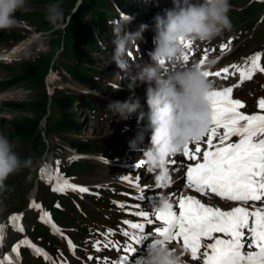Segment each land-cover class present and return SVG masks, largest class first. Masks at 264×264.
Here are the masks:
<instances>
[{"label":"rangeland","instance_id":"rangeland-1","mask_svg":"<svg viewBox=\"0 0 264 264\" xmlns=\"http://www.w3.org/2000/svg\"><path fill=\"white\" fill-rule=\"evenodd\" d=\"M128 1V5H130L129 3L132 5V3L137 2L145 6H151L153 3L152 0ZM256 1V10H264V0ZM81 3L82 0H26L25 7L15 13L16 25L10 29L0 30V54L8 55L4 62H0V83L10 79L12 80L21 74L24 75L25 66H31L34 63V59L40 60L42 64L44 63V67L40 71L41 74L35 78L28 79V76H25L24 80L15 85L12 83L8 84L7 82L5 84L13 86L0 88V122L2 117L7 122L6 127H2L0 130V134L8 138L13 151L22 160H31L29 167H23L16 173L10 175L4 182L5 187L0 189V223L6 222L10 215L25 210L26 204L36 199H41L46 205H49L50 197L55 191L53 189H59V178L61 176L68 183L82 185H92L114 179L115 175L113 172L105 166L97 165L94 167L95 161H90V167L82 173L80 171H72V169H77V167L71 166V162L80 159L76 151L73 150V153L68 151V149H74L70 147L71 142H75L76 140L82 141L83 139H94L91 144L94 152L88 153L87 157L102 154L110 156L111 158H128V153H125V150L127 147H130L129 143L125 146L123 145V140L118 142L117 138L119 134L115 137L113 136L111 132L114 127H112V122L99 123L98 120H89L83 108V97L81 94L85 91V88L79 85L82 82L72 74L73 72L71 70V72H65L67 64H70V60L73 61L74 59V55H71V50L67 49V46L71 49L80 48L76 44L69 45L63 33L59 35L60 31L65 29L66 24L65 27L64 25H60V27L51 30H45L42 24V17L46 18L52 15L49 11L51 5H58L62 15L66 14L65 20L67 23L75 15ZM155 3L156 0H154ZM238 5L242 4L238 3ZM86 12H88L87 9L84 13ZM262 14H264V11L259 15ZM89 17L90 15L86 18V21L89 20ZM126 28H124V31H126ZM110 30L114 34L117 33L114 27H110ZM135 33L136 31L133 32V35ZM40 36L41 38L38 40ZM88 37L96 40L93 30L84 34V40ZM113 39V36L108 39L109 41L107 42H109V45L113 43ZM21 44L25 45V49L18 52L16 50L13 51ZM112 47H114V44H112ZM97 53L103 55L105 52L99 50ZM97 53L91 56L92 59L94 58V63L96 64H93L91 69L84 70L86 74L92 75L104 70L103 67L109 62L100 63L105 59ZM84 54H87V51H84ZM82 66L83 68L87 67L85 64H82ZM106 68L111 69L113 65H108ZM53 70L58 71V73L54 74ZM72 70L75 71V69ZM128 72L131 73L132 70L125 69L123 73ZM103 75H109V73L103 72L101 76ZM146 87V84L136 83L132 86L131 95L145 97ZM130 88L127 87V89ZM253 88L254 84H249L239 94L242 95L244 93L250 97ZM59 97H67L70 99L72 102L71 108L62 112L57 104ZM9 104L19 105V108L15 109L10 107ZM144 111L147 112V109ZM63 115L64 119L75 120L81 127L80 131H57L54 125L61 120ZM37 118H40V120L38 126L39 137L36 140L34 138L22 140L13 136L11 123L14 121L26 122L27 120ZM202 140H205V134ZM142 149H139L136 154L134 152V154H130V157L133 155H138L137 157H139L134 156L131 158L133 162H139L142 156L139 153L142 152ZM143 168L141 167L136 171L140 181L144 176L142 173ZM55 169H60L61 171L57 172ZM126 179L128 181H134L135 177L128 174ZM142 184L144 188L149 189L148 181L147 183L142 182ZM155 189L151 188V192ZM141 198L145 201V204L154 203L152 193L142 194ZM85 204V210H89V201L85 200ZM114 212L115 210L113 208L106 211L107 214H113ZM104 219L105 216H96L94 221L104 223ZM9 220L10 217L8 218ZM87 220L91 221L90 218H87ZM182 253L186 255V253ZM184 261H186V264H202L201 260L197 261L192 258H185Z\"/></svg>","mask_w":264,"mask_h":264},{"label":"clouds","instance_id":"clouds-1","mask_svg":"<svg viewBox=\"0 0 264 264\" xmlns=\"http://www.w3.org/2000/svg\"><path fill=\"white\" fill-rule=\"evenodd\" d=\"M25 4L26 0H0V30L16 25L15 13ZM172 5L164 9L162 15L154 16L152 43L155 47L148 53L151 63L144 66L129 85L132 87L137 80L147 85V112L143 110L140 98L133 96L108 105L121 118L127 119L129 114L138 113V122L147 121L149 146L142 149L139 162H143L145 171L152 176L154 187L162 190L172 183L170 158L180 154L189 142L200 139L211 124L208 94L214 84L206 78V70L200 64L186 66L185 45L188 41H211L232 28L228 15L230 0H172ZM49 11L57 18L62 16L58 5H51ZM127 43V37L115 42L113 60L121 70L128 67L123 58ZM207 64L210 70L215 61L209 60ZM113 87L119 89V85ZM143 138V135L137 137L141 143ZM135 143L131 141L130 147ZM30 165L31 160H22L13 151L8 138L0 134V189L5 187L4 182L10 175ZM156 207L159 211H167L170 207L163 192L157 196ZM140 264H186V261L178 250L173 251L167 244H158L151 239L145 254L140 257Z\"/></svg>","mask_w":264,"mask_h":264},{"label":"snow or ice","instance_id":"snow-or-ice-1","mask_svg":"<svg viewBox=\"0 0 264 264\" xmlns=\"http://www.w3.org/2000/svg\"><path fill=\"white\" fill-rule=\"evenodd\" d=\"M185 46L190 48L191 41ZM188 60V55H185L184 61ZM256 67L253 61L251 70ZM223 71L227 73L229 70L225 68ZM204 75L207 77L209 73L205 72ZM240 75L243 79L245 70H240ZM231 92L232 89L228 88L208 94L213 127L206 131L208 147L203 151L202 162L199 154L203 136L194 141V151L186 144L183 155L186 159L196 161L194 165L188 166L187 187L200 193L210 189L221 198L237 202L238 206L224 211L219 207L207 206L194 197L181 195L178 214L171 206L167 211L156 212L155 219L162 222V227L155 230L159 237L156 243L167 244L182 238L183 248L190 252L193 260H201L202 264H264V205L256 207L255 204L264 201V114L241 113L238 109L242 104L230 98ZM260 107L264 108V100L260 102ZM218 129L224 130L222 135ZM232 136L239 137V140L225 143ZM217 137L219 142L214 144L213 140ZM142 165L140 161L136 168ZM79 190L87 191L84 188ZM249 202H253L251 207H248ZM135 214L147 219L145 212ZM147 222L152 223L150 219ZM124 223L130 222L125 220ZM130 226L143 233L142 223H131ZM19 230L23 231V228ZM3 239L4 227L0 226V244ZM133 239L140 242L143 236H133ZM20 244L12 251L17 252ZM127 250L135 251V248L129 246ZM0 264H5V261H0ZM120 264H123V259Z\"/></svg>","mask_w":264,"mask_h":264},{"label":"trees","instance_id":"trees-1","mask_svg":"<svg viewBox=\"0 0 264 264\" xmlns=\"http://www.w3.org/2000/svg\"><path fill=\"white\" fill-rule=\"evenodd\" d=\"M95 1H101V0H82V3L78 10L76 11L75 15H73L69 21L65 20L66 14H63L61 17L57 18L54 15H49L46 18L42 17V24L45 30H51L55 28L56 26L59 25H65L66 27L64 30L60 31L59 35L63 33L64 38L68 42L69 45L71 44H77L79 46L85 47L87 50V54H84V50H76L73 51L70 47L67 46V49L71 50V55L76 56L78 61H87L89 64H95L94 63V58L92 59L91 56L92 54L96 53V43L95 40H93L92 37H88L86 40H84V34L92 30V26H95L98 35L106 38V36L110 35V29L109 26L115 22V20L107 15H105L104 12L98 11L95 12L93 9L94 2ZM103 1V0H102ZM119 1V0H117ZM248 0H240L237 1L239 4H244ZM87 9L88 12L84 13V11ZM89 17V20L86 21V18ZM113 19V20H112ZM107 25V26H106ZM58 35V36H59ZM91 52V53H90ZM46 62V61H45ZM44 64V63H43ZM41 63L40 60L34 59V63H32L31 66H25L24 68V75L16 76L12 80L4 81L5 83H18L21 82L22 80L25 79V76H28V79H33L39 74H41V70L44 67ZM91 66V65H90ZM80 71H78L75 68V71L72 73L75 77L78 78L80 82H85L88 79H90L89 74H86L84 70H87L86 68H83V66H80ZM89 83L94 84L93 82L89 81ZM10 85L3 86L0 84V87H8ZM57 104L60 108V110L66 111L71 108L72 102L70 99L67 97H59L57 100ZM10 107H13L15 109L19 108V105L15 104H9ZM85 110L88 109L89 107L84 104ZM65 115V114H64ZM64 115L59 120L58 122L55 123L54 128L57 131H62L64 130H70L72 132H78L80 131V127L75 120H67L64 119ZM39 120L40 118L34 119V120H27L25 121H14L11 123V128H12V134L14 137L22 139V140H29V139H37L39 137L38 134V126H39ZM7 122L5 120H1L0 122V128L6 127ZM40 139V138H39ZM70 145L72 147L77 148L79 152L82 153H89L93 151L92 145L85 144L83 142H71ZM79 166V170L84 172L88 167L86 164H80L77 165ZM57 204L59 206H63V210H56L53 209V213L55 215V219L62 222L64 220V217L67 213L69 204L67 199L64 197L60 199L55 193L51 195V206L54 208V204ZM101 206L106 205V202H99ZM69 225L75 226L78 229L77 232V237L82 238L83 235L86 232L87 229V223L86 221L82 218L81 220H75L72 221ZM37 229L42 230V227L40 225H36Z\"/></svg>","mask_w":264,"mask_h":264},{"label":"bare ground","instance_id":"bare-ground-1","mask_svg":"<svg viewBox=\"0 0 264 264\" xmlns=\"http://www.w3.org/2000/svg\"><path fill=\"white\" fill-rule=\"evenodd\" d=\"M113 20V19H112ZM107 26V25H106ZM110 27H112V24L109 26V29H110ZM124 31V30H123ZM119 34V32H117V33H115L114 34V32H112L111 30H110V35H108V36H106V40H108V39H110V38H112V36H113V38H116L117 37V35ZM103 59H106L107 57L106 56H101ZM105 61V60H104ZM140 61H142V60H140ZM108 67V66H107ZM109 68H107V70H108ZM145 85V84H144ZM148 141H149V139H148ZM203 141V140H202ZM141 148H143V147H141V146H139V148H136V149H133V150H131V151H129L128 152V158H133L134 156H138V155H133L132 157H130V154H136L137 152H138V150L139 149H141ZM134 152V153H133ZM140 155H142V152H140L139 153ZM181 154V156L183 157V158H185L184 157V155H183V152H181L180 153ZM199 156H201V153L199 154ZM135 157V159H137V158H139V157H137L136 158ZM132 160V159H131ZM169 165L171 166V162L169 161ZM145 168V167H144ZM172 169H174V166H172ZM172 169H170V173L172 172ZM143 172L147 175V177H145V182H147L148 181V184L150 185V186H153L154 187V184H153V178H152V176L151 175H149L146 171H145V169L143 170ZM168 190H170V191H175L177 194L176 195H174V194H171V193H168ZM161 192H163V196L164 197H166L168 200H171L172 198H179L180 196H181V190L180 191H178V186L176 185V184H172V185H170L169 187H166V189H160V190H158V191H154V195H155V200H157V196H158V194L159 193H161Z\"/></svg>","mask_w":264,"mask_h":264}]
</instances>
